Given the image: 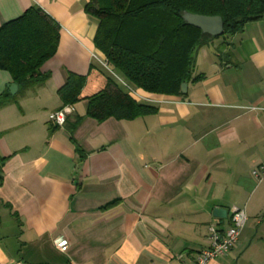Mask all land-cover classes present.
Masks as SVG:
<instances>
[{
  "label": "crops",
  "instance_id": "0c3cea01",
  "mask_svg": "<svg viewBox=\"0 0 264 264\" xmlns=\"http://www.w3.org/2000/svg\"><path fill=\"white\" fill-rule=\"evenodd\" d=\"M87 2L0 0V26L32 6L60 26L44 82L11 95L15 82L0 69V97L14 98L0 107V264H195L209 226L224 233L238 207L247 221L237 243L208 263L236 264L258 212L251 171L264 161V18L200 47L201 77L182 96L133 87L153 113L97 121L81 100L54 127L48 116L63 106L57 90L67 76H86L89 94L100 83L95 68L105 67ZM57 239L67 240L63 250Z\"/></svg>",
  "mask_w": 264,
  "mask_h": 264
},
{
  "label": "trees",
  "instance_id": "16d2710c",
  "mask_svg": "<svg viewBox=\"0 0 264 264\" xmlns=\"http://www.w3.org/2000/svg\"><path fill=\"white\" fill-rule=\"evenodd\" d=\"M85 12L97 22L93 43L105 58V68H95L100 83L83 95L87 77L69 74L57 95L63 106L87 100V115L97 121L131 120L155 108L135 100L132 90H122L106 72L144 92L182 96L181 85L201 77L194 75L197 50L263 19L264 0H88ZM184 12L221 17L222 35L211 37L186 24ZM59 37V24L36 6L0 26V69L20 94L44 82L42 67L55 55ZM13 99L2 95L0 107Z\"/></svg>",
  "mask_w": 264,
  "mask_h": 264
},
{
  "label": "built area",
  "instance_id": "2783aa9c",
  "mask_svg": "<svg viewBox=\"0 0 264 264\" xmlns=\"http://www.w3.org/2000/svg\"><path fill=\"white\" fill-rule=\"evenodd\" d=\"M74 112L73 105H65L52 112L48 116V121L52 126L63 127L67 118ZM251 177L255 182H264V161L257 164L251 171ZM247 216L245 209L238 207L230 208V227L224 232H220L215 226H209V247L199 252L195 264H208L210 261L226 255L237 243L241 230L245 226ZM55 245L63 250L67 246V240L57 239Z\"/></svg>",
  "mask_w": 264,
  "mask_h": 264
},
{
  "label": "rangeland",
  "instance_id": "374dc122",
  "mask_svg": "<svg viewBox=\"0 0 264 264\" xmlns=\"http://www.w3.org/2000/svg\"><path fill=\"white\" fill-rule=\"evenodd\" d=\"M103 68L105 67L103 66ZM106 71L108 70L106 69ZM106 74L125 92L133 90V86L126 82L123 77L115 73H110L109 71L108 73L106 72ZM117 76L124 80L127 86L123 85L117 79ZM257 184L258 189L250 205V208L253 209L254 212L257 209V216L249 219L247 229L245 230V234L248 232L247 236H249L244 245L238 250L236 264H264V182ZM247 213L249 214L252 212L247 209Z\"/></svg>",
  "mask_w": 264,
  "mask_h": 264
},
{
  "label": "water",
  "instance_id": "95a60500",
  "mask_svg": "<svg viewBox=\"0 0 264 264\" xmlns=\"http://www.w3.org/2000/svg\"><path fill=\"white\" fill-rule=\"evenodd\" d=\"M184 22L192 27L199 29L203 34L211 37H219L223 33V21L219 16H203L197 14H191L184 12L182 15ZM11 95H15L18 89V85L15 83L7 86ZM187 85L183 83L181 85V92H186ZM227 210L223 208H215L213 214L215 217H226Z\"/></svg>",
  "mask_w": 264,
  "mask_h": 264
}]
</instances>
